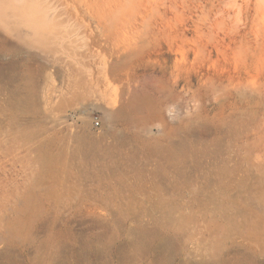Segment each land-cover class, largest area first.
Wrapping results in <instances>:
<instances>
[{
  "label": "rangeland",
  "instance_id": "1",
  "mask_svg": "<svg viewBox=\"0 0 264 264\" xmlns=\"http://www.w3.org/2000/svg\"><path fill=\"white\" fill-rule=\"evenodd\" d=\"M0 264H264V0H0Z\"/></svg>",
  "mask_w": 264,
  "mask_h": 264
}]
</instances>
